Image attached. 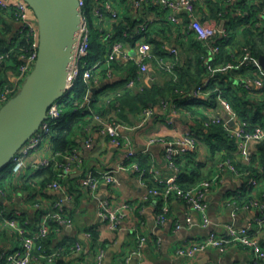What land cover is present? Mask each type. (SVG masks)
Instances as JSON below:
<instances>
[{
    "label": "built area",
    "instance_id": "built-area-1",
    "mask_svg": "<svg viewBox=\"0 0 264 264\" xmlns=\"http://www.w3.org/2000/svg\"><path fill=\"white\" fill-rule=\"evenodd\" d=\"M79 3L83 12L81 29L74 61L67 78L65 95L51 106L48 112V119L42 124L40 130L16 154L12 162V174L13 176L18 175L26 165L27 156L37 151L46 140L50 139L53 127L60 121L63 100L68 101V98H73L72 91L75 84L78 81H82L88 86V92L84 97V101L81 103L76 102V105L82 111L89 112L88 117L91 119L92 124L98 126L101 135L108 137L110 142L116 147L126 149L128 165L124 164L122 169H130L137 172L141 184L146 187L145 178L147 172L141 168L140 163L137 161L138 153L131 148L130 140L123 135V131L132 130V128L122 122L114 121L101 111L94 109L91 89L104 79L110 80L115 76L114 63H135L138 67V81H142L153 69H159L175 75L178 68L179 49L166 45L164 48L167 54L173 58L171 61H166L157 57L153 51V46L146 41V36L162 22L168 23L175 29L179 28L182 35L193 37L200 42L209 44L212 56H217L221 52V44L213 45L214 40H228L231 33L226 25H219L218 21L226 23L227 19L225 17L228 14L248 17L249 13L246 11L242 12L241 6H258V11L250 20L251 26L249 25V27L264 31V0H102L97 3L92 11L94 22L97 21L100 27L105 24L118 23L122 20L126 7L131 6L140 16L136 18L138 23L134 28L140 39L135 47H130L120 41L112 42V30L106 31L103 35V41L110 43L108 54L106 58L93 64L89 63L91 14H88L86 10V0H79ZM213 6L221 10L220 12L217 11L216 17H211V7L213 8ZM0 9L11 12L20 24L18 37L30 40V47L18 56L19 66L15 84H5L0 87L1 106L18 92L26 77L33 70L37 60L39 34L36 18L24 0H0ZM124 35L127 36V32ZM14 50H16V47L0 53V65L11 62ZM242 51L243 54L234 58L232 62L214 68L209 78L194 89L193 95L196 97H208L212 93L209 88L210 84L216 77L217 72H233L241 68L253 70V75L236 80L234 85L245 92L263 90L264 69L259 63V58L254 57L247 48H243ZM103 72H105V78H102ZM127 78V88L135 85V80L131 76L129 78L127 75ZM215 91L218 92L217 101L225 110L226 118L223 119L220 116L211 114L204 122L203 127L207 130L213 125L221 126L228 138L234 142L236 150L232 158H225L218 162L214 174L209 179L203 180L193 188L185 190L177 184L181 175L177 162L184 161L185 158L195 154L200 144V137L195 131L189 130L185 137L166 141L165 160L173 173L172 178L165 181L155 176L154 180L158 186L148 188V194L161 199L156 219L159 225H164L168 221L169 207L167 203L169 199H177L185 204L190 213L196 214L199 221H195L192 214L187 215L184 225H176L178 231L192 229L195 226L208 229L211 224L208 213V194L227 174L237 179H247V187L252 190L258 189L261 183L264 184V178L262 179L263 181H260L258 177L250 172H242L237 167L238 163L244 165L252 163L253 148L255 145L264 142V128L261 125H250L241 120L229 101L221 95L220 90L215 89ZM161 105L162 109L177 113L174 101L162 100ZM153 114V108L144 109L141 124L146 123ZM58 157H62L65 161L59 162L57 160ZM82 163L83 161L77 149L74 148L64 153H55L51 160L43 161L40 167L54 166L57 179L51 184V188L64 192L62 181L70 176L74 167H81ZM102 183L114 186L119 184V180L112 172L108 171H89L82 179L83 187L92 193L96 192ZM3 188V181L0 177V194H3ZM60 206L61 204L57 203L53 211L43 214L32 231L26 229L27 226L21 227L16 216L6 217L4 210L0 208V219L4 220L10 231L18 236L21 244L18 249L7 253L0 264H34L42 261L53 264L58 255L55 252H48L45 247V241L53 232L55 225L70 226V220L59 209ZM232 206V216H235L240 209L255 210L257 216L252 223L246 226L239 227L232 222L227 224L223 231H210L204 239L178 249L176 256L194 259L197 255L205 253L209 249L224 253L231 246H241L250 251L255 264H260L264 261L262 243L264 238V194H255L252 200L244 204H238L233 201ZM127 208V204L114 207L109 201L101 200L98 203V217L101 222L107 223L110 229L116 231L119 229ZM26 224L29 225L31 223L26 222ZM86 237L89 240L92 239L90 233H87ZM144 245L145 239L139 237L136 254L140 255ZM76 247L77 250L81 249L80 245ZM95 262L96 264L105 263V251L103 249H99ZM126 264H129V259Z\"/></svg>",
    "mask_w": 264,
    "mask_h": 264
},
{
    "label": "crops",
    "instance_id": "crops-1",
    "mask_svg": "<svg viewBox=\"0 0 264 264\" xmlns=\"http://www.w3.org/2000/svg\"><path fill=\"white\" fill-rule=\"evenodd\" d=\"M130 8L132 10L128 12ZM125 12L134 17V20L139 16L131 6H127ZM213 16L215 15L212 13L211 17ZM218 23L226 25L224 21ZM19 27L20 24L11 12L0 9V50L18 37ZM13 67L12 62L0 67V87L15 84L17 72ZM238 78H234V83ZM120 81L121 77L116 76L93 86L92 91L98 92L94 108L112 120L132 128L123 131V135L130 140L131 148L138 153L137 161L147 172V186L141 184L137 172L122 169L124 164L128 165L126 149L116 147L108 137L101 135L98 126L92 124L88 117L85 120L87 125H76L74 129V148L83 163L81 167H74L70 176L62 181L64 192L51 188V182H46L49 178L45 168L40 167L43 161L51 160L56 153L51 140H46L37 151L27 156L26 165L18 175L3 179L0 208L4 210L6 217L16 216L21 227L27 226L26 229L32 231L39 218L46 212L53 211L55 205L60 203L59 209L70 220V226L55 225L45 241L48 252L58 255L53 264H96L99 249L105 251L104 264H126L128 259L129 264H255L250 251L241 246H231L224 253L209 249L194 259L176 256L178 249L204 239L210 231H223L232 222L239 227L252 223L257 216L255 210L240 209L232 216L233 201L238 204L246 203L238 200L243 188L247 187L248 180L227 174L213 187L207 197L211 220L208 229L195 226L178 231L176 225H184L187 215L192 214L194 220L199 221L198 216L190 213L185 204L177 199H169L168 221L159 225L156 219L161 199L148 194V188L158 186L155 176L165 181L172 178L173 173L165 160V142L185 137L189 130L195 131L201 142L195 154L185 158L183 162L195 161L197 165H201V176L211 177L214 174L220 154L212 158L210 148L204 142L203 132L206 130L203 127L204 119L200 115L178 108L177 113L164 110L162 100L152 107L153 116L141 124L143 109L135 110L131 105H122L115 100L127 88V85H120ZM153 81L163 84L165 79L159 71H150L141 81L144 85H134L127 89L137 91V88L152 86L148 84ZM116 82L119 85H112ZM193 108L206 118L211 114L226 118V112L219 103L213 107L197 104ZM57 160L65 161L62 157ZM89 171L112 172L119 184L113 186L102 183L92 193L82 185V179ZM45 183L47 184L44 186ZM252 191L257 193L259 189ZM101 200L109 201L114 207L125 204L128 206L116 231L98 217V203ZM26 222L31 224L27 225ZM91 232L97 235L94 243L86 237ZM139 237L145 239L140 255L136 254ZM262 243L264 248V238ZM77 245H80V250L76 249ZM93 245H96L94 249ZM20 246L18 236L0 219V263L7 253ZM34 264L49 263L42 261ZM260 264H264V261Z\"/></svg>",
    "mask_w": 264,
    "mask_h": 264
},
{
    "label": "trees",
    "instance_id": "trees-1",
    "mask_svg": "<svg viewBox=\"0 0 264 264\" xmlns=\"http://www.w3.org/2000/svg\"><path fill=\"white\" fill-rule=\"evenodd\" d=\"M102 0H86V10L91 14V24L94 21L92 18V11L98 2ZM242 12H248L249 16L244 15H226V26L230 29L231 33L229 39L220 40L215 39L214 44H221V52L217 56H212L210 52V45L200 42L197 39L181 34L179 28L175 29L166 22L157 25L146 36V41L153 46V51L157 57L171 61L173 58L169 56L165 50V46H173L179 49V61L177 64V71L175 75L153 69L152 71H159L165 81L163 84L152 82L150 87L133 89H124L115 100L121 102L122 105H131L135 110L146 109L154 107L160 100H172L180 110L190 111L195 115H200L204 121L207 118L203 113L197 111L193 106L197 104H205V106L213 107L217 101L218 92L229 101L234 110L237 112L241 120L249 123L250 125H261L264 128V89L258 92H245L234 83V78L251 77L253 70L241 68L236 71L217 72L216 77L210 84L212 93L208 97H195L192 93L194 89L203 84L210 76L212 70L228 62H232L234 58L243 54V48L249 49L253 56L259 58L264 54V31H259L256 28L249 27L251 19L258 11V6H241ZM132 9L130 8L128 12ZM212 13L215 15L220 9L213 6L211 7ZM216 17V16H214ZM95 23V22H94ZM138 21L127 12L122 15V20L112 25H103L100 34L91 37L89 61L94 63L106 58L110 43L103 41V35L108 30H112V42L120 41L124 45L135 47L140 37L136 34L134 28ZM251 26V25H250ZM129 28V29H128ZM127 32V36L124 34ZM16 47L14 50L11 62L14 64L13 70L17 72L19 66L18 56L24 53L30 47V40L26 38L17 37L9 46L0 50V53L7 52L11 48ZM2 67V65H0ZM115 76H120L122 81L120 85H126L128 78L127 75L135 80V85H144L143 82L138 81V67L135 63H114L113 65ZM102 78H105V72L102 73ZM104 82L109 81L104 79ZM118 82L112 85H119ZM107 85V84H106ZM109 85V84H108ZM163 85V86H161ZM138 87V86H137ZM88 92V86L82 81H78L72 91L73 98H68L64 101L61 108L60 121L53 127L50 139L54 146L56 153H64L71 151L75 147V133L76 125H87L86 118L89 112L82 111L76 105V102L81 103ZM91 95L94 99V104L97 102L98 92H93ZM71 97V96H70ZM193 97V98H191ZM186 99V100H185ZM115 101V102H116ZM162 102V101H161ZM95 109V108H94ZM204 142L210 148L212 158L219 156V161L225 158H232V153L236 150L235 144L231 141L221 126L213 125L206 132H203ZM201 142V140H199ZM253 161L250 165L238 163L237 167L242 172H250L252 175L258 177L261 181L264 178V142L255 145L253 148ZM177 165L181 170V175L177 184L182 189H191L197 183L209 179L210 176H201V165L196 162L187 163L178 161ZM13 163L7 165L0 170V177L3 179L11 178ZM48 175V181L51 184L56 181L57 176L54 166L45 168L44 170ZM263 181V180H262ZM264 183V181H263ZM47 183L44 184V186ZM259 192L256 195L264 194V184L261 183ZM157 187V186H155ZM242 195L238 201L249 202L254 198V192L247 187L243 188ZM92 236L91 241H97V235L94 232L90 233ZM96 245H93V249Z\"/></svg>",
    "mask_w": 264,
    "mask_h": 264
},
{
    "label": "water",
    "instance_id": "water-1",
    "mask_svg": "<svg viewBox=\"0 0 264 264\" xmlns=\"http://www.w3.org/2000/svg\"><path fill=\"white\" fill-rule=\"evenodd\" d=\"M24 1L37 21L38 53L21 88L0 106V170L13 162L48 119L51 106L64 97L83 15L79 0ZM259 63L264 69V54Z\"/></svg>",
    "mask_w": 264,
    "mask_h": 264
},
{
    "label": "rangeland",
    "instance_id": "rangeland-1",
    "mask_svg": "<svg viewBox=\"0 0 264 264\" xmlns=\"http://www.w3.org/2000/svg\"><path fill=\"white\" fill-rule=\"evenodd\" d=\"M92 23H93V24H90L91 37L95 36L96 34H100L99 31H101V27L98 25V22H97V21H95V23H94V21H93ZM89 63H90V64H93V63H91L90 61H89ZM133 86H134V85H133ZM63 102H64V100H63ZM1 106H3V105H1Z\"/></svg>",
    "mask_w": 264,
    "mask_h": 264
}]
</instances>
